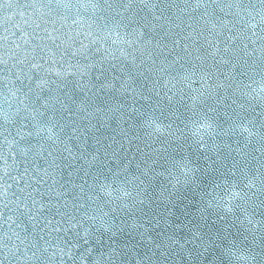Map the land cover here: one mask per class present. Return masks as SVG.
<instances>
[{
    "label": "water",
    "instance_id": "obj_1",
    "mask_svg": "<svg viewBox=\"0 0 264 264\" xmlns=\"http://www.w3.org/2000/svg\"><path fill=\"white\" fill-rule=\"evenodd\" d=\"M153 3L156 4L154 13L137 4L133 9L134 16L128 13L118 17L104 12L100 15L105 19H100L99 15L93 17L88 11L80 12L82 19L93 22V31L100 35L111 32L115 25L120 24L116 32H111L113 38H116L117 33L124 39L131 38L134 28L144 26L143 37L132 47L113 44L109 39L99 45L102 49L100 53L95 52V46L89 52L93 60H99L104 55V49L110 48L117 57L121 47L126 49L127 60L118 58L104 64L102 80H96V71L91 75L94 85L118 77L113 90L99 91L97 94L94 89L85 96L83 90H78L74 80L68 79L60 83V89L52 85L51 91L43 93L44 97L52 100L59 97L63 103L50 105L43 110L46 114L37 119L42 126L53 128L52 134L58 138L57 146L61 151L63 144L60 142H67L75 157L64 152L65 158H61L56 153L58 167L49 169L57 181L54 191L68 194L60 200L62 213L66 214L65 219L68 221L66 226L79 223L83 228L91 229L92 237L99 236L105 241L104 244L93 245L96 248L93 255L98 256L111 242L122 250L126 264H135L137 258L142 264H231L224 249L230 246L232 240L245 249L251 246L256 264H264V242L257 238L252 245L253 237L249 233L235 222L221 220L220 210L208 208L206 203L212 198L208 195L209 191L217 183L227 180L242 185L246 174L255 176L257 167L264 164V155L256 150L264 146V140L260 138L264 135V128H260L264 118L261 104L264 102L250 98L256 95L253 89H258L259 82L264 79V57L258 51H253L258 46L252 45L247 39L251 33L250 24L260 23L264 17V2L153 0ZM14 10L6 8L4 13H0V22L4 23V27H0V38H3L0 39V54H4L7 60L8 54L13 53L24 58L27 63L31 60L33 46L40 41L30 42L26 56L22 37L28 38L24 33L30 35L33 32V20L39 17L29 19L27 25L19 17H14L8 23L7 13ZM24 11L27 18L31 10ZM63 14V8L53 5L52 17L56 19L57 27L61 23L59 17ZM66 14L75 16V6ZM154 15L160 18L154 19ZM130 20L137 23H130ZM16 22H20L22 31L13 28ZM40 22L43 23L42 20ZM13 31L17 34L13 35ZM229 36L238 39L227 42ZM226 42L229 50L224 52ZM16 44L21 47L17 48ZM245 44L248 45L247 49L244 48ZM217 45L220 52L213 55ZM34 51L39 54L41 49L36 47ZM125 80H129V83L122 88L121 84ZM221 84L223 87H218ZM0 91L4 93V96H0L4 113L8 119L19 123V116L25 113L15 115L16 102L13 100L11 106L4 102L5 97L12 99L6 83L0 84ZM24 91H27V86H24ZM201 92L203 95L192 106L191 97ZM169 95L173 96L171 102L167 99ZM81 101H86L83 111L77 108ZM30 102L40 109L34 94ZM64 105L72 113L71 117L63 111ZM53 116L55 119L50 121ZM203 118L215 123L217 133L214 139L206 138V151H201L195 142L196 137L189 134L190 126ZM149 120L165 127L171 125L168 131L172 133H177L179 129L181 139L177 140L176 135L169 136L167 130L163 135L155 134L148 128ZM247 121H254L249 127L258 132L250 139L239 130V125ZM28 123L31 125L33 122ZM59 125H63V128ZM5 127L14 131L11 124ZM73 128L76 129L74 136ZM225 129H229L227 135L223 134ZM29 130L35 134L36 129L30 127ZM69 136H72L71 140H68ZM47 137L45 128L39 137L33 135L21 144L38 147L44 143L47 152L52 145ZM163 148L166 150L163 151ZM33 155H37L35 148L29 153V164ZM93 156L97 159L93 160ZM51 159L45 154L36 163L42 170L47 167L45 161ZM179 164L193 166L196 171L187 180L181 177V183L177 184L171 179V174L179 171L176 168ZM13 167L22 171L24 163L17 160L13 166L11 161L7 164L0 161V169L8 168L12 172ZM233 168L235 176L229 175V170ZM260 171L264 172V168ZM141 181L143 186L140 192L144 203L131 209V215L123 210L124 202L105 197L100 191L102 183L113 185V191L118 193L122 186L137 189ZM15 191V188L10 189L7 199L15 200L17 196L24 195L18 192L12 195ZM219 194L217 191L214 195ZM65 200L67 206L63 207ZM261 200H264V193H257L253 201L247 204L248 211H255L258 219L264 218V207L254 208V205ZM132 203L127 202L130 205ZM113 208L118 210L113 213ZM20 215L19 222L23 226L16 231L31 241L34 239L31 235L34 230L27 218ZM231 219L234 221L236 218ZM133 223L140 225L143 231L133 228ZM105 225L117 230L114 239L103 232ZM197 232L201 235L199 243L193 242ZM44 235L48 237L47 233ZM48 238L55 244L56 234ZM146 238H151L153 244L148 245ZM173 240L187 246L172 247ZM205 243L207 252L202 255L201 247ZM40 244L44 245V241H40ZM155 245H160V252H156L153 258ZM166 247L165 258L161 253Z\"/></svg>",
    "mask_w": 264,
    "mask_h": 264
},
{
    "label": "snow or ice",
    "instance_id": "obj_2",
    "mask_svg": "<svg viewBox=\"0 0 264 264\" xmlns=\"http://www.w3.org/2000/svg\"><path fill=\"white\" fill-rule=\"evenodd\" d=\"M212 2H216V0H212ZM137 4L142 8H148L150 12H155L156 4L153 3V0H0V13H4L6 8H15L14 11L7 13L8 23H11L14 17H19L20 21L27 25L29 19L39 17V19L33 20V32L30 35L24 33L28 38L23 39L22 37L26 56L28 53L27 46L30 42L32 40L40 41L39 44L33 46L31 60L27 63L24 58L13 53L8 54L7 60L4 58V54H0V84H7L9 96L12 98L5 97L4 102L11 106L14 100L16 102L15 115L19 116L21 112L25 113V115L19 116V123H17L14 119H8L4 113L3 105L0 104V161L5 164L11 161L13 166L17 160L24 163L22 171L15 167L12 168V172H9L8 168L0 169V233H2L0 235V264H89V262L91 264H126L122 250L116 248L111 242L107 244L104 251L99 252L98 256H94L93 253L96 252V248L93 245H97V243L104 244L105 241L99 236L92 237L91 229L83 228V225L79 223L72 224L71 227L66 226L68 221L65 219L66 214L62 213L60 200L62 196L68 194L54 191L57 181L49 169L58 167L54 155L56 153H59L61 158H65L63 156L64 152L70 157H75L67 142H60L63 144V150L61 151L57 146L58 138H54L52 134L53 128L42 126L37 117L44 116L46 113L43 110L48 109L50 105L57 102L63 103L59 97L52 100L50 97H44L43 93L51 91L52 85L60 89V83L65 80H74L78 90H83L85 96L94 89L98 94L99 91H111L116 87L115 81L119 79L118 77L114 76L111 80L94 85L91 82V75L93 71H96V80H102L104 64L118 58L127 60L126 49L124 47L119 49V57L110 48L104 49V55L99 60H93L89 52L95 46V52L100 53L102 49L99 45L109 39L112 40L113 44L132 47L143 37L144 26L140 25L139 28H134L131 32V38L124 39L119 33L116 34V38H113L111 32H116L120 24L115 25L111 32L100 35L93 31V22L82 19L80 12L81 10L88 11L93 17L99 15L100 19H105L103 15H100L104 12L118 17H123L128 13H132L134 16L133 9ZM53 5L56 8L65 10V14L59 17L61 21L59 27L56 26V19L52 17ZM73 6L76 8V15L69 17L66 13L70 12ZM25 9L31 10L27 14V18ZM153 18L159 19L160 17L154 15ZM41 20L43 23L40 22ZM69 20H71V23H69ZM130 23L137 22L130 20ZM49 25L51 26L49 27ZM0 27H4L3 22H0ZM249 27L251 33L247 39L251 41L252 45L258 46L254 47L253 51H258L264 57V17L261 18L260 23H252ZM13 28L22 31L20 22L13 24ZM12 34L16 35L17 32L13 31ZM236 39L238 37L229 36L227 42H234ZM227 42L223 49L224 52L229 50ZM11 43L15 44V41ZM16 47L20 48L21 45L16 44ZM36 47L41 49L39 54L34 51ZM247 47L248 45L245 44L244 48L247 49ZM219 52L220 48L217 45L212 54L216 55ZM132 62L134 63V61ZM18 83L19 86H17ZM128 83L129 80H125L121 87H126ZM24 86H27L26 92ZM218 87H223V85H218ZM245 87L251 88L252 86L246 85ZM253 92L256 95L250 97L251 99L264 102V79L259 82L258 89H253ZM33 94L36 101L40 103V109H36L30 102V97ZM201 95H203V92L191 97L192 106H195ZM245 95L249 94L245 93ZM0 96H4L3 91H0ZM167 99L171 102L173 96L169 95ZM85 102L81 101L77 105L78 110H85L83 108ZM261 107H264V103L261 104ZM99 110L97 109V111ZM63 111L68 112L69 117L72 116L66 105H64ZM52 119H55V117H50V121ZM28 121L33 123L29 125ZM254 123V121H247L239 125V130L245 133L249 139L258 134L249 127V124ZM7 124L13 125L14 131L5 127ZM59 126L63 128V125ZM30 127L36 129L35 134L29 130ZM171 127V125L165 127L160 123H156L155 130L157 133L167 130L169 136L176 135V139L180 140L179 129L177 133H172L168 131ZM45 128L48 133L47 140L52 141V145L47 149V152H45L44 143L39 144L38 147L21 144L22 141L33 137V135L39 137L45 131ZM260 128H264V118H262ZM228 132L229 129H225L223 134L227 135ZM75 133L76 129L73 128L72 136ZM216 134L215 123L207 118H203V122H199L191 133L192 136L197 137L195 142L199 145L201 151L208 149L206 138L214 139ZM72 136H69L68 140H71ZM260 138L264 140V135ZM107 147H111V145ZM225 147L229 146L225 145ZM33 148L36 149L37 155L31 157V163L29 164L28 157ZM162 150L165 151L166 148ZM256 150L264 155V146ZM213 151H215V148ZM237 151L240 150L237 149ZM45 154L52 157V159L45 161L47 167L41 170L36 161L43 159ZM92 159L95 160L97 157L93 156ZM261 168H264V164L257 167L255 176L246 174V179L242 185L235 181L229 183L227 180L217 183L208 193L212 198L206 202L208 208L220 210L222 214L219 218L221 220L227 219L230 223L235 222L249 233L253 237L252 245L255 244L257 238L264 242V218L258 219L257 213L255 211L250 212L247 208L248 202L253 201L257 193H264V172L260 171ZM30 170L31 175H29ZM190 171H196V169H185L184 175L187 177ZM229 175H236L234 168L229 170ZM49 180L51 183H49ZM8 181H11V183ZM177 183H179L178 178ZM142 186V181L137 184L136 195L131 205L123 204V210L127 211L129 215H131V209L144 203L140 192ZM175 186L173 184L172 187L175 188ZM13 188L16 191L12 195H16L17 192L24 195L22 197L17 196L15 200L7 199L9 190ZM100 191L105 197L118 199L113 197V185L102 183ZM217 191L220 193L218 196L214 195ZM118 192L122 193L123 197H132V194L123 187H120ZM11 205H15V207ZM66 206L67 200L63 202V207ZM261 207H264V200L254 205V208ZM117 210V208H113L112 212L115 213ZM238 210L239 216H237ZM20 214L27 218L29 226L34 230L31 233L34 239L31 241L27 236H22L20 232L16 231L17 228L23 226L19 222L21 219ZM104 215H109V213ZM233 217L236 218L234 221L231 219ZM132 227L138 231L142 229L136 223H133ZM25 231H27V228H25ZM103 232L109 234L113 239L117 235V230L112 226H103ZM44 233H47L48 237L56 234L55 244ZM200 240L201 235L197 232L193 242L199 243ZM40 241H44V245H41ZM146 243L152 245L153 241L151 238H146ZM229 245L224 249V254L229 257L231 264H256L255 255L251 253V246L248 249L242 248L234 240L230 241ZM171 246L186 247L187 244L181 245L180 241L173 240ZM167 250L166 247L164 252L161 253L165 258ZM156 252H160V245H155L153 258ZM206 252L207 244L205 243L201 247V254L203 255ZM135 264H142V262L137 258Z\"/></svg>",
    "mask_w": 264,
    "mask_h": 264
},
{
    "label": "clouds",
    "instance_id": "obj_3",
    "mask_svg": "<svg viewBox=\"0 0 264 264\" xmlns=\"http://www.w3.org/2000/svg\"><path fill=\"white\" fill-rule=\"evenodd\" d=\"M199 122H203V119L193 123L190 128H189V134H191L194 130H195V126L199 123ZM156 121L154 120H149L148 121V128L150 131L154 132L155 134L157 135H163L165 131H162L160 133H157L156 130H155V125H156ZM197 139V137H196ZM179 169L178 172H173L171 174V179L174 180L176 183H177V178L179 179V183H181V177H183L185 180H187L189 177L193 176L194 172L195 171H190V174L186 177L184 175V172H185V169H188V170H195L193 166H190L188 164H179L177 165V167ZM177 183V184H179ZM123 188H125L129 193L132 194V197H123L122 196V193H117L115 191H113V197H116L118 198L120 201L124 202V203H127V202H130V201H133V198L135 197L136 195V188L135 187H124L122 186Z\"/></svg>",
    "mask_w": 264,
    "mask_h": 264
}]
</instances>
